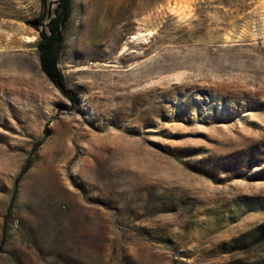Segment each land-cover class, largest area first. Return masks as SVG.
Instances as JSON below:
<instances>
[{
    "label": "rangeland",
    "instance_id": "obj_1",
    "mask_svg": "<svg viewBox=\"0 0 264 264\" xmlns=\"http://www.w3.org/2000/svg\"><path fill=\"white\" fill-rule=\"evenodd\" d=\"M40 14L0 0V264H264V0H71L74 104Z\"/></svg>",
    "mask_w": 264,
    "mask_h": 264
},
{
    "label": "trees",
    "instance_id": "obj_2",
    "mask_svg": "<svg viewBox=\"0 0 264 264\" xmlns=\"http://www.w3.org/2000/svg\"><path fill=\"white\" fill-rule=\"evenodd\" d=\"M41 14L38 18L39 39L36 44L40 69L51 84L59 92L74 104L75 97L67 89L65 77L59 67L60 55L65 41V29L71 16V0H56L53 3L50 0H40ZM46 22L44 25L43 23ZM43 141L40 140L34 144L33 150L36 151ZM32 160H28L20 175L14 182L13 195L8 207V213L4 216L2 227V240L0 242V253L4 250L6 229L10 218V213L14 205L15 195L18 184L22 176L30 169ZM251 237V240L248 238ZM255 245H261L264 248V223L259 225L253 231L242 235L232 242L231 252L246 251Z\"/></svg>",
    "mask_w": 264,
    "mask_h": 264
},
{
    "label": "water",
    "instance_id": "obj_3",
    "mask_svg": "<svg viewBox=\"0 0 264 264\" xmlns=\"http://www.w3.org/2000/svg\"><path fill=\"white\" fill-rule=\"evenodd\" d=\"M31 25L36 27L38 25V20H34L33 22H31Z\"/></svg>",
    "mask_w": 264,
    "mask_h": 264
}]
</instances>
